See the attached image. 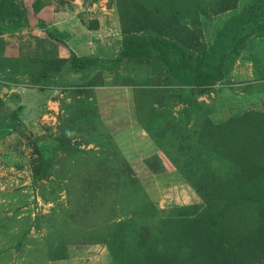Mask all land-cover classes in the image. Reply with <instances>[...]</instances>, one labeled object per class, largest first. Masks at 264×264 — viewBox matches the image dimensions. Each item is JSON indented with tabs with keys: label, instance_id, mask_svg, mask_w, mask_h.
Returning a JSON list of instances; mask_svg holds the SVG:
<instances>
[{
	"label": "rangeland",
	"instance_id": "1",
	"mask_svg": "<svg viewBox=\"0 0 264 264\" xmlns=\"http://www.w3.org/2000/svg\"><path fill=\"white\" fill-rule=\"evenodd\" d=\"M256 1L7 0L27 22L0 21V264H264V172L228 173L199 132L202 115L264 114V22L244 27L203 94L174 86L152 47L177 45L196 65ZM68 11L108 24L83 72L58 33ZM124 43L143 57L114 63ZM227 173L243 191L216 188Z\"/></svg>",
	"mask_w": 264,
	"mask_h": 264
},
{
	"label": "trees",
	"instance_id": "2",
	"mask_svg": "<svg viewBox=\"0 0 264 264\" xmlns=\"http://www.w3.org/2000/svg\"><path fill=\"white\" fill-rule=\"evenodd\" d=\"M33 13L38 14V8L34 7ZM259 19L264 22V0H257L225 20L222 27L217 31L213 43L207 51L201 53L196 65L189 63L190 55L183 53L177 45L152 41V47L160 58L166 61L165 64L173 77L174 86L180 89L190 88L191 91L195 90L197 94H203L206 87L223 76L222 70L225 58L232 49L234 40L241 34L246 25ZM0 21L10 22L14 26H22L27 22V15L25 12L12 11L7 5V0H0ZM88 29L92 28L88 27ZM48 36L58 41L61 39L60 34L49 32ZM139 54L141 52L138 48L127 46L124 43V49L115 57L113 62L118 63L124 58L133 56L143 57ZM147 55L146 57H149V54ZM177 55L182 58L179 64L171 61V58ZM85 61L86 59L83 57H75L76 67L74 70L83 72L85 65H81V63L83 64ZM44 85L52 86L55 83L45 79ZM201 117H203L204 123L206 122L204 128L202 127L199 131L201 142H203V145L211 147L210 150L220 151L221 149L224 154L229 156L226 160L231 164L228 173H235L236 171L240 173L249 172L251 174L246 177L254 178L264 172V114L247 112L242 114L241 118L231 119L229 124H214L209 118H205V115ZM206 125L213 127L212 133L206 130ZM142 127L146 128L145 125H142ZM232 176L234 175L228 174L224 184L218 181L216 188L220 187L223 193L230 194L243 191L244 189L241 190L240 186L233 189L229 185L233 181ZM190 185L202 198L206 199L203 191L194 183L190 182ZM225 185H228V187ZM257 186L264 188V183L257 184ZM223 187H226L227 192L223 191Z\"/></svg>",
	"mask_w": 264,
	"mask_h": 264
},
{
	"label": "crops",
	"instance_id": "3",
	"mask_svg": "<svg viewBox=\"0 0 264 264\" xmlns=\"http://www.w3.org/2000/svg\"><path fill=\"white\" fill-rule=\"evenodd\" d=\"M58 15L59 16L67 15L69 16L68 18L72 19V22L70 24L65 25L66 27L64 28V30L58 31V33H63L62 41L67 51L73 52L78 57L87 56L89 44H91L93 47L100 44L96 36H98V33H100L102 29L108 25L107 21L104 20L102 17L94 16L96 20H98L99 26L96 28L88 29L82 25V23L77 18L76 13L74 12H71V11L60 12L58 13ZM51 30L53 33L56 32L55 29H51ZM97 49L101 50L100 47L99 48L97 47ZM96 53H98V51H96ZM111 118H112L111 115L105 116L106 124L110 122ZM110 124H113L112 121L110 122ZM171 172H175V171H171ZM171 172L169 173L170 175L174 174ZM175 176L176 175H174V177ZM177 176H178L177 177L178 179L179 175Z\"/></svg>",
	"mask_w": 264,
	"mask_h": 264
}]
</instances>
